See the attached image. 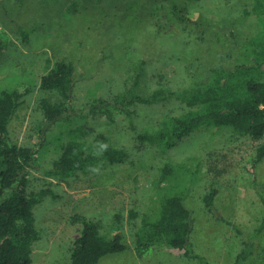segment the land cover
Segmentation results:
<instances>
[{"label":"rangeland","instance_id":"rangeland-1","mask_svg":"<svg viewBox=\"0 0 264 264\" xmlns=\"http://www.w3.org/2000/svg\"><path fill=\"white\" fill-rule=\"evenodd\" d=\"M251 3L192 0L187 2L190 21L180 22L152 0H0L5 40L0 91H25L9 124L12 140L40 144L44 169L71 135L91 142L101 133L126 151L120 161L97 162L65 177L32 170L31 189L46 190L34 207L33 264H70V248L82 228L75 216L96 221L102 234L122 236L126 249L102 256L98 264H198L178 249L153 246L141 256L135 253L141 220L155 219L162 197L173 194L184 196L191 210L193 250L210 264H233L240 239L226 221L252 232L264 217V155L255 161L264 135L253 139L231 126L211 125L152 146L136 136L182 113V90L206 80L212 68L245 60L247 40L264 31V17L250 12ZM15 23L30 27L28 43L21 41ZM47 58L50 65L71 62L76 81L68 113L50 126L40 101L59 96L39 86ZM126 88L141 95L160 88L174 93L157 104L129 105L126 114L112 108V119L93 111L94 100H111ZM211 192L208 208L204 196ZM254 242V253L242 264H264V225Z\"/></svg>","mask_w":264,"mask_h":264},{"label":"trees","instance_id":"trees-1","mask_svg":"<svg viewBox=\"0 0 264 264\" xmlns=\"http://www.w3.org/2000/svg\"><path fill=\"white\" fill-rule=\"evenodd\" d=\"M92 1V0H91ZM157 9H169L180 22H188L187 2L192 0H152ZM250 12L264 17V0H252ZM15 30L21 41L28 43L29 30L15 23ZM247 56L232 68L214 67L209 77L184 88L180 99L184 111L160 121L157 127L137 134L141 144L156 145L169 143L172 139L189 134L201 126H231L241 135L259 139L264 135V31H259L247 40ZM5 48V40L0 37V52ZM41 76L39 86L48 92H56L57 101L43 98L40 108L46 126L68 113L75 86L74 66L63 59L56 60ZM138 76L135 77L136 82ZM131 88L116 95L111 100L98 98L92 104L96 113L112 117V108L128 113L129 105L157 104L174 92L156 89L148 95H141ZM25 91L18 88H3L0 91V264H33L32 245L38 238L35 227L34 207L45 189H31L32 170H43L48 175L65 177L73 171H82L97 162H117L126 156V151L114 147L107 136L97 133L91 142L84 136H72L49 168L44 169L39 161L40 144L24 146L14 142L10 136L9 124L22 103ZM112 119V118H111ZM48 128V127H47ZM42 144V142H41ZM264 155V147L259 150L256 162ZM168 168L163 169V177ZM214 192L204 196L208 208L213 205ZM133 214V213H132ZM82 221L79 235L70 248V264H98L106 254L122 252L126 245L119 231L111 235L100 232L96 221L75 216ZM191 210L182 195H164L158 216L153 220L143 218L136 234L134 250L143 255L150 247H166L182 250L198 264H210L195 252L190 242L193 225ZM229 223L240 239V248L233 264H242L254 253L256 232L264 225V217L259 228L252 232Z\"/></svg>","mask_w":264,"mask_h":264}]
</instances>
